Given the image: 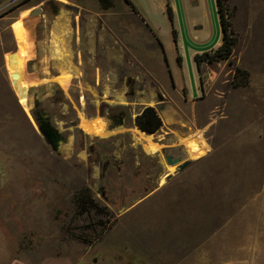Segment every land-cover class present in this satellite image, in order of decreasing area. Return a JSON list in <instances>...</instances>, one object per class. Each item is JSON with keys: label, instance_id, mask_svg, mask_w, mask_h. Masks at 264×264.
Wrapping results in <instances>:
<instances>
[{"label": "rangeland", "instance_id": "374dc122", "mask_svg": "<svg viewBox=\"0 0 264 264\" xmlns=\"http://www.w3.org/2000/svg\"><path fill=\"white\" fill-rule=\"evenodd\" d=\"M224 6L237 42L229 57L203 61L197 67L200 103L194 105L183 98L179 101L184 116L175 127L181 135L192 131L193 136L198 134L200 138H182L184 143L173 149L181 161L191 160L180 170L177 163L166 162L163 152L146 153L139 145L132 147L126 132L101 137L97 133L100 127L104 134L108 132L103 120L84 116L97 113L109 117L110 113L124 112L128 117L145 102L112 105L108 100H99L100 86L96 91L81 76L85 56H105L103 51L113 38L106 33L104 42L99 44L101 39L97 37L94 53L84 46V37L75 36L73 27L78 23L81 34L91 25L97 27V33L102 24L108 29L110 11L115 12L119 5L103 7L99 0H0V24H23L24 19L30 18L26 32L36 35L37 41V78L29 76V61L18 64L27 78V101L32 112L27 103L25 109L31 119H26L23 112H5V127L19 132L5 133L4 150L0 137V264H147L150 256L154 259L164 255L168 240L158 223L141 224L135 236L126 226L132 225V217L126 223L125 209L168 172L180 174L177 188L194 191L198 243L200 231L206 236L212 231L217 242L220 223L228 219L239 224V228L224 230L228 232V244L222 255L221 247L225 246L215 243L212 253L208 249L204 254L198 253V259L203 255L207 258L203 264H264V0H226ZM145 8L159 26L155 33L163 41L167 59L155 33L147 31L139 53L142 61L137 63L134 57L133 63V71L140 69L144 79L151 74V69L145 73L144 49L153 50L161 66L165 67L167 61L175 65L166 11L162 14L157 6ZM209 10L213 32L202 45L206 48L221 33L215 1ZM57 17H62L68 27L64 31L68 33L66 42H62L61 34L53 38L52 24ZM173 24H177L176 19ZM193 29L201 31L202 22H196ZM184 43L186 47L190 43L186 34ZM20 48L14 47V54L19 53L24 59L25 47ZM101 65L106 78L108 62ZM44 76L47 79L41 80ZM127 79L130 90L136 87L134 78ZM245 79V83H236ZM65 90H69V97ZM34 92L39 100L37 106L33 104ZM41 108L64 132L60 152L50 147L33 121L31 114ZM79 111L83 127L78 125ZM25 125L30 129H25ZM158 137L168 141L170 134L155 139ZM204 174H212L213 180L201 179ZM184 175L192 176L189 179ZM82 184L91 188L108 213L91 209L89 213L77 214L74 192ZM148 203L149 200L129 213L142 212ZM171 205L177 203L173 201ZM172 239L178 247L177 234Z\"/></svg>", "mask_w": 264, "mask_h": 264}, {"label": "crops", "instance_id": "0c3cea01", "mask_svg": "<svg viewBox=\"0 0 264 264\" xmlns=\"http://www.w3.org/2000/svg\"><path fill=\"white\" fill-rule=\"evenodd\" d=\"M130 1L135 8H133L127 0H112V4L119 5L121 8L119 7L118 9H115V12L112 13L110 11V23L108 29L105 28V24H102L97 33L95 29L97 27L91 25L86 27L81 34L78 23L73 27V33H75V36L79 38L80 36L84 37V46L87 50H93L94 53L96 52L97 47V37L98 39H101L98 40L100 41L98 42L99 44L104 42L103 37L106 36V33H108V36L111 39L113 38V40L108 42V46H106V49L103 51V53H106L105 56H101L100 58L98 55L96 56V54H92V56L88 57L85 56L84 64L81 67V76L86 80L89 86H92L93 89L96 88V91L97 86H100V89L98 90L100 96L99 100H108L112 105L124 103L131 104V102H142V100H144L145 102L142 103L139 111L146 104L157 106L159 115L162 119V124L157 131L152 133L140 130L134 123L135 115L139 111L130 112L128 117L122 112L121 119L118 117L114 120L110 119L107 115L97 113L92 116H84L86 118L95 117L96 119L103 120V128L108 132L101 135V137H111L126 132L131 137L130 145H132V147L139 145L146 153L159 154V152H166L175 156L176 151L173 149L179 143H184L182 138L185 139L190 137L200 140L198 134L193 136L194 133L192 131H189L184 135L179 134V128L175 127V124L180 122L181 117L184 116L179 104L181 98L193 101L194 105L195 103H200L198 102V99L201 96L200 78L194 60V54L196 52L214 48L221 42L222 31L219 38L213 43V45H211V47L206 48L202 46L213 32V19L211 18L209 9L211 2L213 3L215 1L216 3V0ZM145 5L153 7L157 6L162 14L166 11L170 20V30L175 54V65H171L172 63L167 61L165 67H163L159 64L158 59H155L153 50L150 52L144 49V59L147 62L144 67L145 73L151 69V74H149L150 77L146 79L141 76L140 69H137V72L133 71L134 57L137 59V63H141L142 60L139 53L142 52L141 48L144 46L142 45V42H144L143 37H145L147 31H153L155 33L159 26L154 23V16L150 17L147 15V12H145ZM168 6L171 10V17L168 14ZM29 19L30 18L24 19L23 24L22 22L18 24H15L14 22L0 24V137L3 139L1 140L3 150L5 147V133L19 132L18 129L5 127V112H23L26 119L30 118L27 113L32 112L30 107H28L30 112L25 109L28 97V86H25L27 78H25L24 71L22 72L21 69L18 68L20 66L18 64L21 60L23 65L29 61V76L37 78V72L34 70L36 64L37 41L36 35L33 36L29 32H26ZM175 19L177 20L176 25L173 24ZM198 21L202 22L203 29L201 31H194L193 26ZM22 27L23 29H21ZM52 28L53 38H56L58 34H61L62 42H66L65 38H68V33L66 34L64 31L68 30V27L65 25V21L62 17H57L56 20H54ZM173 29L175 30V36L173 35ZM184 34L187 35L190 41L188 47H186L184 43ZM155 36L157 38L156 41L161 44V47H163L164 59L166 60L167 58L163 41L156 33ZM13 37L15 40L12 39ZM101 41L103 42L101 43ZM179 43L181 46H179ZM17 46L19 49H21V46L25 47L26 55L24 59L20 58L21 55H19V53L14 54V47L16 48ZM147 52H149L150 55L147 54ZM79 54L81 53L78 51V55ZM148 58H150V62L152 61V65L149 63ZM62 61L64 62V58ZM101 62H108L109 73L106 74V78H103L101 72ZM85 70H87V72ZM90 70H92V72H90ZM14 73H18L19 75L14 78L12 76ZM129 77L134 78L135 82L133 84L136 85V87H132L131 90L129 89V82L127 79ZM43 78L47 79V77L44 76L41 77V80ZM60 81H62V79H60ZM144 85L150 86V88L146 89ZM65 91L66 96L69 97V90ZM146 91L147 94L145 93ZM130 94L132 97H129ZM168 102L171 103L169 104ZM80 114L81 112L79 111L78 125L83 127L84 123L80 124ZM29 122L33 125L31 121ZM25 129L29 130L30 128L25 125ZM33 130L36 131L34 126ZM97 133L98 135L100 134V128ZM165 134H170V139L168 141H163L161 137L155 139L156 136H163ZM156 145H158L157 148ZM10 147L13 146L11 145ZM202 157L203 156L201 155L195 159H200ZM122 163L123 162H121V164ZM179 175L175 172L164 173L161 177H158L156 184L137 195L138 199L126 206V223H128L127 219L132 217V225H129L128 223L126 226L127 228L132 229L133 235L136 234L138 226L140 227L143 223H158V227L162 229V233L168 240L165 241L163 247L164 255L163 253L162 256L156 255V258L154 259H152L151 256V258L148 256L149 258L146 260L147 264H198L199 260V264H203L207 261V258L203 255L198 259V253L204 254L207 252V249L208 252L210 251V253H212V246L214 243L221 246L227 245L228 232L224 230L239 228L238 223L230 222L227 219L217 227L220 229V232L217 234L218 238H216L219 241L214 242L212 231H210L208 236H206V234L203 235V233L201 234L200 231L201 239L198 243L196 239V229L198 225L195 220V194H192L194 191L190 188H177V181L180 180L178 178ZM184 176L189 177L190 179L192 175ZM202 177L203 178L201 179L206 181L213 180L212 174H204ZM161 189H164L163 193H161ZM147 200H149V203L144 205L142 212L138 211L129 213ZM173 201L177 203V206L171 205ZM157 212L159 213L156 217ZM175 218L178 220L176 221ZM206 226L207 225H205V227ZM212 227V225L208 226L210 229H212ZM175 234L180 238L179 241L181 247L180 245L177 247L175 243L176 241L172 239V236ZM170 239L171 241H169ZM129 246H131V244H129ZM167 246H170V248L165 249ZM225 250H227V246L224 248L221 247L220 255H222V252H225ZM150 254L151 253H149V255ZM140 255L143 256L141 253ZM226 258V260L229 259L228 257ZM141 260L143 261L144 259Z\"/></svg>", "mask_w": 264, "mask_h": 264}, {"label": "trees", "instance_id": "16d2710c", "mask_svg": "<svg viewBox=\"0 0 264 264\" xmlns=\"http://www.w3.org/2000/svg\"><path fill=\"white\" fill-rule=\"evenodd\" d=\"M99 1L101 2L103 7H108L109 5L112 4V0H99ZM127 2L133 8H135V6L132 5L130 0H127ZM225 2L226 0H216L219 22L222 31L221 42L214 48L206 49L201 52H196L194 54V60L197 67H199L203 61L212 62L214 60L227 58L233 52L234 46L237 42V35L235 34V30L232 27L230 19L227 18L226 16L225 6H224ZM167 10L169 16L171 17V10L169 6ZM172 31H173V35L175 36V30L173 29ZM246 81L247 80L245 79L242 82L238 81L236 83L242 84L245 83ZM113 114L115 113L114 112L110 113L109 117H112ZM134 123L140 130L145 131L147 133H152L157 131L162 124V119L159 115L157 106L152 104L144 105L141 108V110L135 115ZM74 201L76 205L77 214L89 213L91 209H94L96 212L98 211L104 214L108 213L107 207L97 202V199L93 195L91 188L86 184L80 185L75 190Z\"/></svg>", "mask_w": 264, "mask_h": 264}, {"label": "water", "instance_id": "95a60500", "mask_svg": "<svg viewBox=\"0 0 264 264\" xmlns=\"http://www.w3.org/2000/svg\"><path fill=\"white\" fill-rule=\"evenodd\" d=\"M18 75H19L18 73L12 74L14 78H16ZM33 104L34 106H37L39 104V100L36 96V93L34 94ZM32 115L37 125V129L39 130L40 134L43 136L45 141L49 143L50 147L54 151L60 152L61 144L62 142L65 141L64 132L52 123L50 116L48 115V112L46 111V109L44 108L38 109ZM163 155L168 164L177 163L179 169L184 168L190 163L189 159L181 161L180 156H172L171 154H168L166 152H163Z\"/></svg>", "mask_w": 264, "mask_h": 264}, {"label": "flooded vegetation", "instance_id": "af4514ba", "mask_svg": "<svg viewBox=\"0 0 264 264\" xmlns=\"http://www.w3.org/2000/svg\"><path fill=\"white\" fill-rule=\"evenodd\" d=\"M121 113H122V112H118V113L113 114V116L110 117V119L114 120V119H116V118H118V117H119V119H121Z\"/></svg>", "mask_w": 264, "mask_h": 264}, {"label": "bare ground", "instance_id": "6f19581e", "mask_svg": "<svg viewBox=\"0 0 264 264\" xmlns=\"http://www.w3.org/2000/svg\"><path fill=\"white\" fill-rule=\"evenodd\" d=\"M27 107H29V106H28V101H27ZM28 110H29V109H28ZM31 115H32V114H31ZM32 118H33V115H32ZM33 121H34V118H33ZM34 123H35V121H34ZM35 125H36V123H35ZM103 132H104L103 129H101V127H100V134H99V135L104 134Z\"/></svg>", "mask_w": 264, "mask_h": 264}]
</instances>
